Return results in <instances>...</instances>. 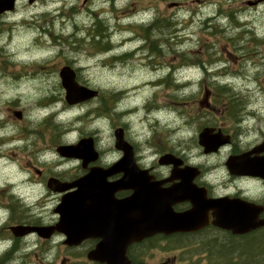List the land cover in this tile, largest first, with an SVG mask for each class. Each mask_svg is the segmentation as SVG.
I'll use <instances>...</instances> for the list:
<instances>
[{"label": "flooded vegetation", "instance_id": "af4514ba", "mask_svg": "<svg viewBox=\"0 0 264 264\" xmlns=\"http://www.w3.org/2000/svg\"><path fill=\"white\" fill-rule=\"evenodd\" d=\"M157 1L154 0L157 5L154 3L140 14L138 11L126 18L141 31L139 34L143 39L139 40V47L148 55L157 54L152 37L158 29L166 32L164 36L168 41V35L175 27L178 30L182 27L216 29L217 25H231L239 11L258 12L264 4V0H197V9L189 7L187 2L162 0L159 3L167 2V8L160 10ZM224 2L229 3L228 8L224 7ZM240 2L246 6H240ZM119 19V16L115 17L114 22L122 29L126 22ZM261 44L264 57V40ZM7 104L16 121L30 123L20 129L17 127L18 134H13L7 130L10 123L0 120V159H7L0 163V210L3 213L0 264H35L28 260L32 246H37L36 256L41 255L36 264L264 262V224L238 232L240 205H251L252 217L255 207H259L257 219H264V179L242 173L246 170L264 173V128L248 126L252 113L244 104L227 108L234 126L205 124L225 140L211 153H205L200 145V131L189 136L187 141L160 144L151 138L134 140L128 134L127 125L122 123L125 139L132 148L130 160H123L126 151L116 149L114 138L111 148H103L95 130L87 131L85 136L72 142L61 139L59 143L52 141L47 145L45 131L32 125L17 108V105L21 107L19 97L7 99ZM83 104L86 103L74 107ZM87 104L91 105L92 101ZM194 112L196 114L189 119L205 117L196 110ZM34 120L47 127L46 119ZM86 136L94 137L95 150L84 152L82 157L67 158L56 152L59 145L77 144ZM190 141L194 147L189 146ZM48 152L56 159L48 160ZM167 154L174 155L176 164L163 160ZM117 162L121 163L119 168L111 170ZM90 173L92 176H88ZM94 173H97V183H92ZM51 178L71 183V186L64 192H55L48 185ZM184 180L195 185L194 192L202 200L193 201L186 191H175ZM35 190H40V195L54 202L47 220L43 219L42 211L32 212L35 202L31 200V191ZM86 192L92 199L85 205H75L71 229L56 230L47 238L35 233L21 235L12 229L16 225L54 226L60 220V214L54 210L62 197L72 193L77 202L79 195ZM161 212L174 216L189 213L190 216L183 225L177 222L163 224L158 222ZM69 236L80 241L69 244L66 242ZM256 239H260L259 246L263 248L255 247Z\"/></svg>", "mask_w": 264, "mask_h": 264}, {"label": "rangeland", "instance_id": "374dc122", "mask_svg": "<svg viewBox=\"0 0 264 264\" xmlns=\"http://www.w3.org/2000/svg\"><path fill=\"white\" fill-rule=\"evenodd\" d=\"M152 1L37 0L30 4L27 0H20L13 12L0 16V120L10 123L7 130L18 134L17 127L20 129L30 123L16 121V116L6 105V100L11 97H19L21 107L17 105V108L23 111L26 119L31 120L32 125L45 131L47 145L52 141L59 143L62 130L67 128L70 133L62 134L63 141H75L81 135L85 136L87 131L95 130L99 133L100 145L108 149L113 146L114 126L122 123L127 125L128 134L134 140L140 138L148 141L151 138L160 144L187 141L189 136L198 134L202 125V122L189 119V116L196 114L194 110L211 117L214 124L230 128L235 124L222 104L236 101L243 102L254 114L253 118L248 119V126L264 128V57L260 43L264 38V4L258 12L239 11L235 14V20H239L242 27L229 25L218 30H200V27L182 29L174 34L172 41L161 45L162 54L154 59L140 51L136 58L115 63L113 54L99 53L96 47L89 45L91 42L85 41L90 39L88 29L95 21L100 19L107 23L111 17L146 9L153 4ZM179 1L199 8L197 0ZM166 3L158 4L160 10L167 8ZM223 4L229 7V3ZM241 4L246 6L243 2ZM130 9L132 12H129ZM119 20L127 22L125 17ZM223 21L226 23V19ZM246 23L249 25H244ZM253 27L256 28L255 40L253 31H250ZM129 35L131 33H123L121 37ZM70 38L84 40L74 43L69 41ZM115 38H119V34ZM135 45L127 44L125 49L134 48ZM120 52L119 49L117 54ZM185 53L197 55L193 58L197 67L183 64L181 55ZM211 58L212 64L209 62ZM69 62L78 68L81 81L101 90L108 98L112 97V92L125 88L126 92L119 97L118 110L134 108V112L118 115L114 109V99L111 98L109 107L102 105L103 112L99 117L94 103L83 109L70 108L59 77V70ZM171 71L174 73L170 76L164 74ZM148 79L155 82L153 86L144 84ZM185 81V85L176 84ZM219 84H227L230 91L219 92ZM205 95L211 103L201 106L199 101ZM49 96L52 98L48 103L46 98ZM45 118L48 120L47 127L34 120ZM188 144L194 147L192 141ZM47 158L56 159L49 152ZM6 160L1 158L0 163ZM39 192L31 191V200L35 202L32 212L38 214L42 211L43 219L47 220L54 202ZM2 216L0 210V219ZM36 247L32 246L28 253V260L35 264L41 258V255L36 256Z\"/></svg>", "mask_w": 264, "mask_h": 264}, {"label": "water", "instance_id": "95a60500", "mask_svg": "<svg viewBox=\"0 0 264 264\" xmlns=\"http://www.w3.org/2000/svg\"><path fill=\"white\" fill-rule=\"evenodd\" d=\"M17 0H0V14H4L9 11H13L16 6ZM35 0H29L30 3H33ZM60 77L62 80V85L66 90V100L69 104H75L78 102L85 101L87 99H90L92 97H95L98 94L97 90L90 89L86 86L80 85L76 81V73L70 66H64L60 70ZM200 144H202L205 147V151H213L217 150L218 147L224 143L223 140L220 139L219 134L212 135L211 130L206 128L204 129L200 134ZM115 139H116V147L118 149H123L126 151V155L123 157V160L127 158L130 160L131 158V146L130 144L124 139V133L122 128H118L115 131ZM93 139L92 138H85L80 141V143L75 145H62L58 148V152L67 157H73V156H80L81 151H92L94 150L93 147ZM173 155H165L163 159H165V162H173L176 164V161L173 159ZM121 162V161H120ZM120 162H118L116 165L113 166V168H119ZM264 166V165H263ZM112 170V169H111ZM108 173V171H107ZM242 173H254L251 171H244ZM100 174V173H99ZM258 175H261L264 177V173H257ZM106 175V173H104ZM88 176H92V173H90ZM97 183V173H94V180L92 183ZM70 183H61L57 181L56 179H51L49 181V187L53 189L54 191H64L68 188H70ZM96 190V189H95ZM195 185H193L191 182L184 180L183 183H181V186L178 187L175 191L178 192H185L188 193V198L193 201H200L202 198L199 195H196L194 192ZM89 191V190H88ZM87 191V192H88ZM87 192L85 194H80L78 197V201L75 202V197L68 193L62 198V202L60 205L55 209L57 212L60 213L61 219L60 222L57 223L55 226H16L13 228V230H18L21 235L27 234L32 231H36L40 236L43 237H49L54 230H64L67 231L69 228L71 229V225L74 219V211L73 208L76 204L78 205H85V202L87 200L92 199L90 196L87 195ZM96 198V197H94ZM159 199H161L159 197ZM240 210L238 213V225L239 229L238 232L242 233L244 231H247L252 228H256L260 225L264 224V219L259 220L257 219V212L259 207H255L254 212L255 215L252 217V206L251 205H240ZM261 209V208H260ZM189 213H185L181 216H174L171 213H164L161 212L158 215V222L159 223H179L181 225L185 224L188 221ZM64 226H67L64 227ZM79 241L76 238H73L71 236L68 237L66 240L67 243H76Z\"/></svg>", "mask_w": 264, "mask_h": 264}, {"label": "trees", "instance_id": "16d2710c", "mask_svg": "<svg viewBox=\"0 0 264 264\" xmlns=\"http://www.w3.org/2000/svg\"><path fill=\"white\" fill-rule=\"evenodd\" d=\"M102 26V27H100ZM218 30V29H216ZM95 33L98 34L101 38L96 41L95 38H93V44L95 45L96 48L100 50H106L108 48V41L104 40L105 37H108V31L106 29V26L101 23V21H97L95 24ZM108 39V38H107ZM212 60H209L211 62ZM222 92H229L230 88L228 85H221L220 86ZM239 102V101H236Z\"/></svg>", "mask_w": 264, "mask_h": 264}, {"label": "bare ground", "instance_id": "6f19581e", "mask_svg": "<svg viewBox=\"0 0 264 264\" xmlns=\"http://www.w3.org/2000/svg\"><path fill=\"white\" fill-rule=\"evenodd\" d=\"M148 85V84H147ZM149 86H151L150 84H149ZM147 87V86H146Z\"/></svg>", "mask_w": 264, "mask_h": 264}]
</instances>
